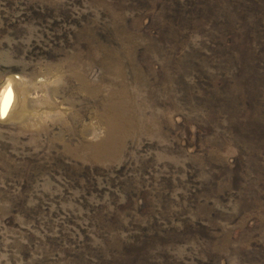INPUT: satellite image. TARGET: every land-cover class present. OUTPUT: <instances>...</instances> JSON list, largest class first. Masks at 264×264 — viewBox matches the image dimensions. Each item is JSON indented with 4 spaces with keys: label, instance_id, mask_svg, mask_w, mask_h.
<instances>
[{
    "label": "rangeland",
    "instance_id": "1",
    "mask_svg": "<svg viewBox=\"0 0 264 264\" xmlns=\"http://www.w3.org/2000/svg\"><path fill=\"white\" fill-rule=\"evenodd\" d=\"M6 86L0 264H264V0H0Z\"/></svg>",
    "mask_w": 264,
    "mask_h": 264
},
{
    "label": "bare ground",
    "instance_id": "2",
    "mask_svg": "<svg viewBox=\"0 0 264 264\" xmlns=\"http://www.w3.org/2000/svg\"><path fill=\"white\" fill-rule=\"evenodd\" d=\"M10 87V86H9ZM8 87H4V89L1 91L0 94H3L4 91L7 89ZM7 107L0 111V114H5L4 112L6 111ZM118 113L113 114V118L112 121L108 122V133L107 136L104 140H102L100 143L94 145V146H90L92 150H95V152H102L104 150H109L112 148V144H114V133H115V128L117 127V125H119L121 117H119V115H117Z\"/></svg>",
    "mask_w": 264,
    "mask_h": 264
},
{
    "label": "snow or ice",
    "instance_id": "3",
    "mask_svg": "<svg viewBox=\"0 0 264 264\" xmlns=\"http://www.w3.org/2000/svg\"><path fill=\"white\" fill-rule=\"evenodd\" d=\"M11 102V89L7 88L3 94H0V111L4 110Z\"/></svg>",
    "mask_w": 264,
    "mask_h": 264
}]
</instances>
